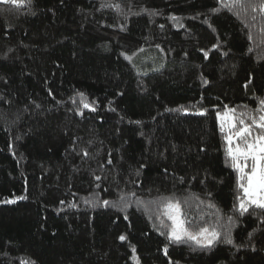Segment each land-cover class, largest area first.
Wrapping results in <instances>:
<instances>
[{
    "label": "trees",
    "instance_id": "obj_1",
    "mask_svg": "<svg viewBox=\"0 0 264 264\" xmlns=\"http://www.w3.org/2000/svg\"><path fill=\"white\" fill-rule=\"evenodd\" d=\"M262 28L219 0H0V264H264L217 116L258 114ZM167 197L220 238L162 235Z\"/></svg>",
    "mask_w": 264,
    "mask_h": 264
},
{
    "label": "snow or ice",
    "instance_id": "obj_2",
    "mask_svg": "<svg viewBox=\"0 0 264 264\" xmlns=\"http://www.w3.org/2000/svg\"><path fill=\"white\" fill-rule=\"evenodd\" d=\"M4 2H11L18 7L31 4V0H4ZM219 2L221 8L234 11L237 18L247 17L251 13L256 12H259L261 17L264 18V0H219ZM103 6L113 7L118 11L121 7L118 3H106ZM219 10L215 9L214 11L218 12ZM172 19L178 20L179 18L172 17ZM251 19L255 20L256 16L251 15ZM261 31L264 32V28ZM128 58L131 59V57ZM78 96L81 98L85 108L92 107L87 102L84 93H78ZM260 104L261 108L258 110V114L257 112L237 114L235 109H228L223 114L217 112V116L221 121V130L225 132V140L227 142L226 155L230 158L231 167L236 169L238 173V189L243 193L242 196L237 197L241 215L247 212L250 206L264 209V100H261ZM181 108L183 109V106ZM93 110L95 109L93 108ZM184 110L187 111L186 109ZM206 112L207 109H203L198 114L203 115ZM136 123H139V121ZM85 155H87L86 152ZM96 179L99 180L100 177L97 176ZM130 195H135V193ZM23 198L18 197V199ZM162 199L166 201L163 205L164 214L172 220V224L170 226L164 225V227L168 228V232H162L161 234H166L170 241H192L201 247H210L220 238L221 233L215 228L210 230L208 227H202L198 231L189 230V228L185 227L187 221L183 218L180 201L175 200L173 197ZM121 200H123V196H121ZM109 203L107 200L103 201L104 205ZM137 203L144 204V201L137 200ZM128 206V203L124 202V207ZM210 207H215V205H210ZM229 220L232 221V218L229 217ZM225 237L227 243H233L230 228L226 232ZM119 239L125 240L126 237L122 235ZM132 250L135 252V247ZM164 251L167 254V247H165ZM134 259L139 264V258L134 257ZM24 264H32V262L26 260Z\"/></svg>",
    "mask_w": 264,
    "mask_h": 264
},
{
    "label": "rangeland",
    "instance_id": "obj_3",
    "mask_svg": "<svg viewBox=\"0 0 264 264\" xmlns=\"http://www.w3.org/2000/svg\"><path fill=\"white\" fill-rule=\"evenodd\" d=\"M158 61L159 60L157 58H153L150 55H146L142 60H140L142 67H152L158 64Z\"/></svg>",
    "mask_w": 264,
    "mask_h": 264
}]
</instances>
